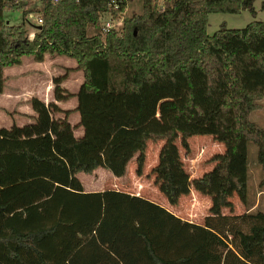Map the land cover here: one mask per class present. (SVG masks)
Returning a JSON list of instances; mask_svg holds the SVG:
<instances>
[{
	"label": "trees",
	"instance_id": "1",
	"mask_svg": "<svg viewBox=\"0 0 264 264\" xmlns=\"http://www.w3.org/2000/svg\"><path fill=\"white\" fill-rule=\"evenodd\" d=\"M253 1L171 0L159 8L156 0H142V11L124 19L121 31L88 34L89 25L98 30L108 0H42V21L29 37L23 21H4L5 7L16 2L0 0V92L4 68L24 55L76 61L52 77L53 99H28L36 113L31 122L0 127V264H264V211L218 212L231 204L232 189L244 191L233 169L242 141L256 144L264 166V126L250 118L264 97V20L206 30L209 12L255 14ZM77 69L83 79L72 92L62 82ZM128 93L140 97L131 113ZM146 93L182 95V101L169 103L163 125L147 127L141 119ZM71 96L74 108L57 103ZM72 110L79 112L81 136L68 120ZM178 134L185 150L194 134L230 143L192 180L215 195L202 223L139 194L84 190L78 173L102 166L121 176L133 156L140 170L147 141L162 140L151 170L176 204L188 185L177 178L183 173Z\"/></svg>",
	"mask_w": 264,
	"mask_h": 264
},
{
	"label": "rangeland",
	"instance_id": "2",
	"mask_svg": "<svg viewBox=\"0 0 264 264\" xmlns=\"http://www.w3.org/2000/svg\"><path fill=\"white\" fill-rule=\"evenodd\" d=\"M263 0H254L253 7L255 14H252L247 8L241 9L239 12H209L207 17V33L212 34L217 30L221 23H224L227 27L240 28L245 26L249 21L253 19L264 20V8L261 7ZM39 4V0H28L26 5H16L12 7H5L3 11L4 21L8 24H19L24 22L25 34L29 37L33 35L36 30V25L39 22H35L37 19V12L33 11L32 16L28 14L23 15V9H34ZM142 11V0H128L124 11V19L130 17L133 13H140ZM37 23V24H36ZM123 25V23H122ZM122 25L118 27L117 31H121ZM97 32L96 26L89 25L87 27V33ZM62 55V60H52L50 66L54 70L55 65L59 66L61 62V72L65 71L67 65L63 64L69 62L70 57L65 54H46L44 58L47 62L52 59L53 56ZM32 61L33 58L29 55H24L23 58ZM73 63H76L75 59L71 57ZM58 63V64H57ZM45 64V65H44ZM43 64V69L40 72L43 77L46 78V72L49 70V64ZM59 68V67H57ZM51 70V69H50ZM77 70H72L68 73L67 79L64 80L68 89L78 88L79 76ZM81 71V70H80ZM82 72V71H81ZM83 79V73H82ZM64 83V82H63ZM62 83V84H63ZM78 84V85H77ZM152 93H146L143 95L145 98L146 106L142 112V122L147 127H158L164 124L169 116L172 108L169 106L171 102L180 103L182 101V95H150ZM156 94V93H155ZM76 100V98L74 97ZM140 97L135 93H128L127 111L131 113L132 108L134 111L137 108V103ZM148 102H147V101ZM260 106L250 113V118L261 126H264V97L259 99ZM15 107L10 106L4 113L9 115V122H15V116L13 117L12 111ZM6 120V119H5ZM3 120L2 122H6ZM8 120V119H7ZM6 123L5 125H7ZM189 148H185L180 143L179 134L176 135V153L177 157L183 161V173H178V180H185L188 185L187 189L181 191L177 196V203L171 204L168 200V196L160 188V179L152 172V167L158 161V147L162 144V140H148L145 146V159L142 169H137L135 156L131 158V162L128 166L125 178L122 182L126 183L128 190L135 192L143 197H149L159 203H166L172 206L175 210H179L187 220L190 219L194 222L202 223L204 217L211 212L210 207L213 203L214 192L213 188L207 190H198L193 186L192 180L194 177L200 176L205 171L212 167V157L219 155L226 150H229L230 143L225 142L217 135L211 134H194L188 137ZM240 155L235 157V164L233 165L234 171L240 176L244 182V191L238 192L234 189L231 190L228 197L231 201L230 205H222L218 212L225 214H242L249 210H261L264 211V166H262L256 158V144L252 140L242 141L239 145ZM107 179V178H105ZM216 178H214V181ZM111 182L104 183L106 187H111ZM131 184V185H130ZM130 185V186H129ZM123 186V185H122ZM126 189V188H125Z\"/></svg>",
	"mask_w": 264,
	"mask_h": 264
},
{
	"label": "crops",
	"instance_id": "3",
	"mask_svg": "<svg viewBox=\"0 0 264 264\" xmlns=\"http://www.w3.org/2000/svg\"><path fill=\"white\" fill-rule=\"evenodd\" d=\"M26 59H28V57L25 59L22 58V62L20 64L11 65L4 68V74L6 78H5L4 88L0 92V127L1 126L9 127L12 124V123L10 124L11 121L9 122L10 116L8 114L4 116V113H6V111L9 110L8 108L10 106L15 107L12 110V111L15 110V112L13 113V117L15 116L14 118L15 122L19 125H22L24 123L31 122L34 118V115L36 114L33 108L31 107L30 102L28 101L30 97L36 96L44 100L45 102L53 99L52 77L54 75H58L62 73L60 70L62 69L61 67L62 65L60 62V65L59 66L55 65L54 70H52L53 68L50 66V64L53 62L52 60H57V59L62 60V55L53 56L52 59L47 62H44L46 58H44L41 61H37L34 59L32 61L31 60L28 61ZM44 63H46V65L49 64V70H47L46 72V78L43 77L45 73L44 75L40 73L43 69ZM63 64L67 66H74L76 63H73L70 57L69 62L68 63L65 62ZM77 74L79 76L78 84H80L82 81V72L79 70L77 71ZM67 78L68 77H66L64 80H66ZM64 80H63L64 83L63 82L62 83L65 87L68 88V85ZM77 89L78 88L69 89V90L75 92ZM74 97L75 96H71L66 100L57 101V103L62 108H74L77 102V100H75ZM56 115L62 116L63 113L57 112ZM3 120H5L6 122H2ZM68 120L72 125H75L74 134L76 136H81L83 133V126L78 124L79 112L77 110H72L68 115ZM6 123L8 124L5 125ZM160 146L158 147V154H159ZM131 158L127 162L126 172L128 171V166L129 163L131 162ZM126 172L124 175L115 176L109 169L99 166L95 168L91 173H84V172L78 173V177L82 181L83 188L86 191L104 190L105 189L104 183L109 181L112 183L111 187H106V188H113L116 190H124L130 193H135L132 192L130 189L128 190V188L126 187L127 186L126 183L122 182L123 178H125V176L127 175ZM146 198L155 201L154 199H151L149 197ZM157 203L165 207L167 210H169L176 216L182 219H187L183 214L180 213L179 210H175L172 206L167 205L166 203H159V202Z\"/></svg>",
	"mask_w": 264,
	"mask_h": 264
},
{
	"label": "built area",
	"instance_id": "4",
	"mask_svg": "<svg viewBox=\"0 0 264 264\" xmlns=\"http://www.w3.org/2000/svg\"><path fill=\"white\" fill-rule=\"evenodd\" d=\"M17 5H26L28 0H14ZM52 1H58V0H52ZM109 1V7L105 10H102L98 14V32L104 34L107 31L114 29L118 30V27H120L124 21V11L127 5L128 0H108ZM171 0H156L157 6L159 8L165 7V5L170 2ZM124 4V7H123ZM42 7V0H39V4L32 10H28L27 14L28 16H32V12H37V19L34 18L35 22L41 23V9ZM113 9H116L117 12L114 13ZM37 24V23H36ZM34 34V33H33Z\"/></svg>",
	"mask_w": 264,
	"mask_h": 264
}]
</instances>
